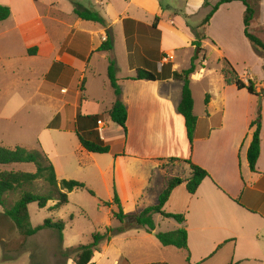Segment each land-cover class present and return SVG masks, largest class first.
Instances as JSON below:
<instances>
[{
    "label": "crops",
    "instance_id": "obj_1",
    "mask_svg": "<svg viewBox=\"0 0 264 264\" xmlns=\"http://www.w3.org/2000/svg\"><path fill=\"white\" fill-rule=\"evenodd\" d=\"M37 1L0 0L11 8V16L4 21L7 27L0 30V63L7 66L20 63L18 73H41L37 91L53 108V113L38 137L49 157L52 160L53 156L58 157L57 143L49 134L50 130L72 133L88 130L92 126L87 120H79V115L101 114L116 102L108 77L109 58H113L117 63L121 100L128 110L127 132L104 115L97 129L115 153H89L79 143L75 149L79 157L89 159L100 182L107 188L112 175L125 213L147 206L142 199L155 170L161 173L157 191L160 195L167 177L180 176L175 170L168 172L163 165L176 158V165L188 167L189 175L184 177L187 178L191 168L185 160L192 161L209 176L195 194L188 192L186 184L177 186L164 207L167 212L186 216L190 264H205L212 259H215L213 264L264 262V73L258 77L245 63L241 72L235 58L217 50L234 64L246 84L255 83L258 95L263 96L259 105L258 95L226 83L225 63L220 67L221 73L215 75L217 70L208 69L206 57L191 76L197 116L192 146L184 117L178 109L183 82L174 80L173 72L190 66L196 50L193 45L196 32L203 28L208 6L218 0L215 3L184 0L182 4H174L173 0H123L126 4L118 11L113 1L101 0L107 26L76 15L72 23H66L54 15L58 11L55 3L42 10L36 5ZM205 2L209 5L204 6ZM263 4L264 0L260 12ZM233 7L239 8L245 29L243 3L222 4L202 35L203 52L206 47L215 48L209 40L220 42L212 27L219 17L230 15L224 11L229 12ZM196 16H199L197 20ZM157 18L156 28H153ZM226 27L228 25H224ZM108 32L113 39V50L98 51L108 38ZM256 53L263 60L264 70V52ZM139 68L153 72L157 80L132 79ZM198 87L201 92L196 95ZM260 108L261 153L256 171H252L247 154L253 138L251 123ZM112 129L115 136L104 134ZM65 156L72 160L69 154ZM54 165L58 174V167ZM136 173L139 177L133 183L132 174ZM154 220L156 229L153 233L147 232L150 235L157 233L160 223L175 219L157 214ZM181 226L176 221L169 231ZM141 231L145 230L124 232L119 239L143 242L145 237L140 236ZM114 241L112 238L105 250L95 252L90 264H170L165 259L135 260L123 247L112 252ZM143 255V250H139L138 256ZM67 264L74 261L70 259Z\"/></svg>",
    "mask_w": 264,
    "mask_h": 264
},
{
    "label": "rangeland",
    "instance_id": "obj_2",
    "mask_svg": "<svg viewBox=\"0 0 264 264\" xmlns=\"http://www.w3.org/2000/svg\"><path fill=\"white\" fill-rule=\"evenodd\" d=\"M96 1L98 2L96 3ZM100 1L38 0L35 3L42 10L50 4L55 3L58 11L54 12V15L63 19L66 23H72L76 18L73 13L74 3L95 10L105 18L104 6ZM111 1H113L117 11L126 4L123 0ZM162 1L167 2L168 0ZM209 1L215 3L217 0ZM173 2L174 4H182L184 0H173ZM18 3L19 6H22L20 1ZM26 5H28V1ZM212 6H208L209 11ZM225 13L230 15L224 16L223 19L219 17L212 27V30L216 31L215 35L220 42L217 40H209V43L214 44L213 46L215 48L212 46L206 47L207 55L205 51L201 52L199 62L203 61L202 56L204 55L207 57L208 69L217 70L215 75H219L222 71L220 67L224 65L223 56L228 59L226 55L222 56L220 53H228L235 58L238 70L241 72L244 71V63L249 64L254 73L258 77H262L264 70L261 63L263 60L256 53L250 41L246 40L239 8L233 7L229 12L225 10ZM198 18L199 16L194 17L195 20ZM263 19L264 4L261 7V12L259 8V13L252 28V31L264 42ZM4 21L0 22V30L1 28L7 27V23ZM224 25H228V27L224 28ZM200 34L205 35L204 27L200 30ZM1 43L2 40L0 39ZM217 50H220V53ZM19 65L20 63H12L11 66H7V64L0 63V145L11 148L17 145H25L31 148L43 147L38 136L45 128V122L49 120L53 113V108L51 109L49 103L46 100L43 101L42 97L38 94L37 87L39 86L41 73H33L31 71H29L31 74H28V71H20L18 73ZM2 66H5L6 69L2 68ZM234 68L236 69L235 66ZM200 92L201 90L198 87L196 95H199ZM21 105L23 107L20 109ZM49 134H51L58 147V157L53 156V160L51 159L58 167V179H73L84 182L87 189H75L69 193L68 204L59 210L50 209L56 203L54 200L50 201L45 208H40L36 202L29 204L31 223L36 227L43 224L48 218H52L55 221L63 220L66 223L65 229L62 232L63 247H77L82 244H88L92 241L93 233L98 231L104 232L108 226L117 228L121 225L120 221L112 215L113 211H118V206L116 204L110 206L104 205V202H112L117 192L114 182H112L113 177L112 175L111 177L109 176V179H111L110 182L112 183L110 186L109 182V187L107 188L105 184L100 182V176L97 175L95 168L89 163V159L87 157H79L75 150L80 143L77 133L50 130ZM104 134L115 136L113 129L109 132H104ZM42 135L44 136V134ZM65 154H69L72 160H68ZM163 166L167 168L168 172L175 170L181 177L189 175V169L184 164L176 165V162L170 160ZM12 169L34 171L35 167L30 163L0 165V171ZM137 177H139V174H132L133 183L137 182ZM160 178L161 173L155 170V173L151 176L148 191L142 199L147 204L146 207L148 205H155L158 201L159 192L157 193V191L160 186ZM23 189L47 192L50 190V187L43 181L38 180L34 185L25 186ZM89 190L94 191L95 195L91 194ZM20 194L21 190L7 193L6 199L8 205H13L20 197ZM2 212L3 207L0 205V240L4 244L2 246L0 243V264H32L34 259L40 264H52L55 260V251L58 246V232L52 229H45L39 231L32 237L26 238L18 233L10 219L2 215ZM175 222V220H170L166 223H160L157 232L169 231ZM130 230L137 231V229ZM122 233L112 237L115 240L111 248L112 252H116L115 250H118L119 247H123L130 254V257L135 260L139 259V261L147 262L150 260L165 259L170 264H190L187 259L188 253L186 250L175 246H164L160 243L156 235H150L147 231H141L140 236L145 237L143 242L132 239L122 241L119 239ZM4 250L6 255L14 258L4 260ZM139 250H143L144 252V255L141 257L138 256ZM213 262H215V259L205 264H213ZM248 264H264V262L251 261Z\"/></svg>",
    "mask_w": 264,
    "mask_h": 264
},
{
    "label": "trees",
    "instance_id": "obj_3",
    "mask_svg": "<svg viewBox=\"0 0 264 264\" xmlns=\"http://www.w3.org/2000/svg\"><path fill=\"white\" fill-rule=\"evenodd\" d=\"M240 1L245 6L243 22L244 33L247 39L257 52H264V42L252 31L254 21L259 13L260 3L262 0H218L212 6L211 10L204 19L203 27L206 28L210 24V20L214 13L222 4ZM209 3L205 2L204 6ZM74 13L82 20L93 21L103 26H107L106 19L97 11L83 7L81 4L74 3ZM11 16V8L7 5L0 4V22L7 20ZM159 18L156 19L153 28H156ZM108 38L101 44L98 51L111 52L114 44L110 32ZM204 38L200 32H196V40L193 45L196 46L195 54L192 58L191 64L187 69L176 70L173 72V79L183 82L182 100L179 105V112L184 117L186 130L190 145H193L195 130L197 126V116L194 113V97L191 89V76L197 71L199 65H202L206 57L203 55L200 61V53L203 52L202 40ZM225 67L223 73L225 81L228 84H235L238 89H247L249 93L258 95L256 85L253 81L246 84L239 76L237 70L227 58H223ZM117 63L113 58H109L108 77L110 84L116 95V102L112 108L101 114L90 116L79 115V120H87L92 126L90 129L82 131L77 130V136L83 149L89 153L106 154L115 153L114 149L107 144L100 136L98 131V121L103 119L104 115L109 116L110 120L123 128L127 132L128 110L126 105L121 100V85L117 78ZM135 80H157V76L146 69L139 68L136 70ZM208 102V99L206 100ZM253 129V138L248 149V161L252 171H256V164L261 153V129H262V114L261 108L257 112L256 118L251 123ZM172 161L177 160L171 158ZM191 168L189 177L184 178L180 176L167 177L165 187L161 191L158 202L143 208L140 211L125 213L121 205V201L117 192L115 193L112 202H104V205L116 204L118 211H113L112 215L118 219L121 225L117 228L112 226L106 227L104 232H95L92 234V241L88 244H82L74 247H63V230L66 223L63 220L55 221L48 218L43 224L34 227L31 223L29 214V204L36 202L40 208H45L52 200L56 201L51 210H59L65 207L69 202V193L75 189H87L84 182L63 179L59 180L57 172L51 158L42 146L31 148L25 145H17L15 147H6L0 145V165L11 164H33L34 171L22 170H3L0 171V205L3 207L2 215H5L13 223L18 233L26 238L32 237L39 231L45 229H52L58 232V246L55 251V260L52 264H67L72 259L74 264H90L95 252H102L110 243L112 237L116 234L125 232L130 229H142L148 233H153L156 229L154 216L160 214L165 218L175 219L182 226L173 231L157 232L155 235L164 246H175L187 251V259L190 262V252L188 247V232L186 228L185 214H175L167 212L164 207L169 200L172 191L179 185L186 184L187 190L190 194H195L202 181L209 176V173L199 165L190 160H185ZM38 180L43 181L50 187L47 192H38L33 189H23L25 186H32ZM21 190L20 197L9 206L6 195L9 192ZM91 194L95 195L94 191L89 190ZM2 246L3 242L0 240ZM10 257L5 254L4 260H9ZM58 259V260H57ZM32 264H40L34 259ZM236 264V263H232Z\"/></svg>",
    "mask_w": 264,
    "mask_h": 264
},
{
    "label": "water",
    "instance_id": "obj_4",
    "mask_svg": "<svg viewBox=\"0 0 264 264\" xmlns=\"http://www.w3.org/2000/svg\"><path fill=\"white\" fill-rule=\"evenodd\" d=\"M262 97H263V96H262L261 94L258 95V102H259V105H261Z\"/></svg>",
    "mask_w": 264,
    "mask_h": 264
},
{
    "label": "built area",
    "instance_id": "obj_5",
    "mask_svg": "<svg viewBox=\"0 0 264 264\" xmlns=\"http://www.w3.org/2000/svg\"><path fill=\"white\" fill-rule=\"evenodd\" d=\"M99 124H101V121H99Z\"/></svg>",
    "mask_w": 264,
    "mask_h": 264
}]
</instances>
